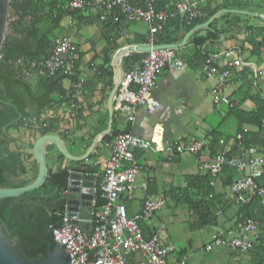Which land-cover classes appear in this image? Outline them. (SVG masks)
Listing matches in <instances>:
<instances>
[{
    "label": "crops",
    "instance_id": "1",
    "mask_svg": "<svg viewBox=\"0 0 264 264\" xmlns=\"http://www.w3.org/2000/svg\"><path fill=\"white\" fill-rule=\"evenodd\" d=\"M58 1L62 4L67 2V0ZM181 1L196 6L202 13L199 19H205L204 22L214 16L213 19L207 28L194 31L182 47L176 48L182 60L179 69L161 70L157 74L152 96L157 101L158 107L152 112L138 108L132 125L125 115L113 107V125L118 133L132 132L146 140L154 139V145L158 146L157 149L147 152H135L136 161L142 169L136 176L137 187L133 197L130 200H124L128 214L139 213L146 196L155 197L162 193L166 199L165 206L168 200L187 205L192 213L191 228L197 230L198 236L200 234L205 236V246L214 234L226 231L237 232L238 208L232 203L230 183L227 182L226 175L221 173L215 182L210 180L213 182L212 196L216 205L213 210L216 215L215 221L201 226L204 211L194 204L201 197L197 193V188L188 187L187 178L208 173L204 164L214 159L217 152L223 150L234 154L233 139L238 132H241L246 140L264 154V47L261 46L254 51V47L246 41L254 29L264 28V0H159L158 5L164 7L156 8L158 10L172 8L174 3ZM214 20L216 21L214 28L218 34L216 38L208 39L201 46L202 55L220 54V64L224 67L236 58H240L243 62L242 65L228 68L229 78L222 92L228 100L227 103L213 100L210 92L216 83L215 77L203 76L200 68L202 61L198 62L189 57L193 49L191 38L194 35H205ZM186 34L184 25H179L178 30L171 34L175 38L172 43L181 42ZM6 35L14 36L15 34L9 28ZM147 35L148 25L143 21H122L119 25H114L109 21H100L91 10L64 12L54 30V40L67 37L77 46L76 55L72 58L71 72L69 76H64L61 80L67 101L44 109L36 115L44 119L45 128L24 125L8 131L9 137L18 142L10 139L8 147L12 152L21 153L26 168L23 179L36 177L37 164L31 149L37 138L42 135V131L50 127L54 131L46 134L57 135L62 141H68L79 151L87 150L107 116V98L115 80V69L111 58L117 51L129 45L146 44ZM256 40L259 41V38ZM137 52L124 54L119 61L121 66L123 67L125 55L134 59L139 58ZM21 62L20 59L15 65ZM109 65L113 67V76L99 71V68L107 69ZM24 74L34 87L41 76L31 71L29 67ZM53 97L60 99L56 93ZM72 103L74 108L71 107ZM262 112L263 116L259 124L249 121L238 122L239 113L250 116L254 120L255 115ZM203 135L205 137H202ZM191 138L202 139L204 142L198 154L170 153L169 148ZM111 142L112 140L101 141L82 161L65 158L59 153L57 147L52 148L51 154L45 157L46 177L63 169L68 172L67 183L72 172L91 175L92 178H82L81 181L93 182L96 189L102 178L105 161L110 154ZM66 148L73 156L82 155L74 153L67 146ZM87 167L94 168L93 172L74 171L75 169L84 170ZM231 175L232 182L237 173L232 172ZM143 181L147 182L145 190L140 185ZM261 181L264 182V179ZM66 187L67 184L62 191ZM137 189L141 191L139 196L134 195ZM60 199L62 202L63 199ZM156 213L150 219L140 223L145 233L157 228L153 224V216H157ZM168 239L171 241L169 236ZM185 253H192V264H246L247 262V258L232 256L227 249L207 256L196 255V251L187 252L185 249H180L172 253L170 259L174 261L178 255Z\"/></svg>",
    "mask_w": 264,
    "mask_h": 264
},
{
    "label": "built area",
    "instance_id": "2",
    "mask_svg": "<svg viewBox=\"0 0 264 264\" xmlns=\"http://www.w3.org/2000/svg\"><path fill=\"white\" fill-rule=\"evenodd\" d=\"M155 2L156 0H67L62 10L68 13L91 10L100 21H109L114 25H119L122 21H143L148 25L145 45L150 46L161 44L156 41V32L164 19L178 17L189 24L202 16L201 11L191 3L181 1L174 3L172 8L158 10ZM76 52L77 46L70 38L60 37L55 39L47 57L32 60L28 65L31 71L41 76L50 77L57 72L68 76ZM137 53V62L125 71L113 98V107L125 115L131 125L138 108L152 112L158 107L152 96L157 74L161 70H177L182 65L175 48H156ZM220 57V54H204L200 68L203 76L216 79L210 92L213 100L227 103L228 100L222 92L229 78L228 68L242 65L243 62L236 58L224 67L220 64ZM71 107L74 108L73 103ZM72 115L74 116V111ZM25 125L32 128L46 127L44 119L36 116L27 118ZM233 140L234 154L219 151L214 159L205 162L204 167L212 177H216L223 166L233 168L237 173L229 187L233 201L244 205L250 198L257 196L264 205V184L259 182L264 176V154L246 140L241 132H238ZM154 143V139L146 140L132 132L118 133L112 139L110 154L97 185V198L94 189L88 230L81 228L77 219L65 213L62 214L57 227L50 226L54 240L62 244L66 242L63 249L68 253V264H173L174 261L175 264H192V253L177 254L176 260L170 259V255L177 252V249L168 239L163 225L149 233H145L140 226L141 222L150 219L154 213L164 208V194L146 196L141 211L134 215L128 214L124 202L133 197L137 187L136 176L142 169L136 161L135 152L157 149L158 146ZM203 145L202 139L191 138L178 142L169 148V151L171 154L196 155ZM210 184L213 185V182ZM140 185L144 190L147 188L146 181ZM239 228L237 235H212L204 250L226 247L235 251H246L251 246L250 235L256 232L258 224L244 218Z\"/></svg>",
    "mask_w": 264,
    "mask_h": 264
},
{
    "label": "trees",
    "instance_id": "3",
    "mask_svg": "<svg viewBox=\"0 0 264 264\" xmlns=\"http://www.w3.org/2000/svg\"><path fill=\"white\" fill-rule=\"evenodd\" d=\"M158 1L155 2L156 7H164L158 5ZM62 6L63 4L58 0H10L9 2L8 23L15 35H5L0 49V99L7 102L0 103V186L21 187L35 178L22 179V176L26 174V168L21 153L9 150L8 131L24 126L25 120L30 116L39 115L44 109L67 101L65 91L61 86V80L66 75H63L62 72H57L50 77L40 76L35 87L31 85L24 74L28 71L30 61L48 56L55 41L54 30L64 14ZM204 21L205 19H196L187 24L185 20L178 17L166 18L160 22V29L156 32V41L161 44L172 43L175 38L171 34L178 30L179 25H184L188 32L195 25ZM215 22V20L212 21L205 35H194L191 38L193 45V49L189 53L191 59H196L198 62L203 60L201 46L208 39L216 38L218 34L214 28ZM258 38L259 41L256 40ZM246 41L254 47V51H257L261 46L264 47V28L254 29ZM20 59L22 62L15 65ZM135 60L137 61L138 58L134 59L125 55L123 57L124 70L131 69L136 63ZM112 70L113 67L110 65L107 69L99 68L100 72L108 76H113ZM54 93L59 95L60 99L54 98ZM263 112L255 115L256 119L254 120L250 116L239 113L238 122L249 121L259 124ZM18 113L21 114V118L14 123ZM105 127L106 121L102 129ZM52 131L54 130L50 127L42 131L41 134ZM117 134L113 125L111 132L102 139V142H110ZM93 169L87 167L84 170L75 169L74 171L93 172ZM232 172L236 173L233 168L223 166L216 177L210 176L208 171L203 176L187 178L188 187L197 188V193L201 197L198 202L194 203L204 211L203 217H201L203 219L201 226L214 222L216 218L213 213L216 206L212 196L214 189L213 185H210V180L215 182L217 176L222 173L226 175L230 187L234 181L231 182ZM67 178L68 172L63 169L56 174H48L37 189L19 197L0 200V224L3 225L10 238L16 239L15 248L20 250L25 258L40 261L55 248L56 242L50 226L57 227L60 224L63 209H59L61 203L59 193L65 188ZM262 179L264 176L259 179V182L264 184ZM38 189H42L43 192L39 194ZM48 190L50 193H47ZM95 195L97 198L98 186ZM232 203L238 208L236 213L237 232L226 231L221 234L224 236L229 233L237 235L240 229L239 224L243 222L244 218L255 221L258 224V229L250 235L251 246L246 251H235L226 247L217 248H226L232 256H241L243 257L241 259L247 258L246 264H264V205L261 203L260 197L254 196L244 205L236 204L232 198ZM97 204L96 202V206ZM200 210L198 209L199 213Z\"/></svg>",
    "mask_w": 264,
    "mask_h": 264
},
{
    "label": "water",
    "instance_id": "4",
    "mask_svg": "<svg viewBox=\"0 0 264 264\" xmlns=\"http://www.w3.org/2000/svg\"><path fill=\"white\" fill-rule=\"evenodd\" d=\"M9 2L10 0H0V49L5 37V30L7 19L9 16ZM214 17V16H213ZM207 20L201 24L195 25L184 38L179 43H164L158 45H129L119 51L111 58L112 66L115 69V80L114 85L112 86L108 98H107V116L105 121L107 122L106 128L103 130L102 127L99 133L93 138L92 142L88 146L87 150L79 151L68 141H62L55 134H43L34 142L32 146V155L37 164V174L33 181L30 183L21 186V187H3L0 186V200L5 198L19 197L22 194L30 192L34 189L39 188L45 180L47 175L46 173V164L45 157L51 154V149L57 147L59 153L65 158L74 161L85 160L95 149V147L102 141V139L108 135L113 127V98L120 87V82L125 74L124 68L120 64L121 57L129 52L140 51L145 52L150 49L156 48H179L187 41L188 37L196 30L201 28H207L210 21L213 19ZM0 103H7L0 99ZM21 118V114L18 113L17 118L14 120V123L18 122ZM104 121V122H105ZM11 139V138H10ZM13 140V139H11ZM15 141V140H13ZM17 142V141H15ZM18 143V142H17ZM54 146H51V145ZM66 146L76 154H82L79 156L71 155ZM76 174V173H73ZM78 174V173H77ZM81 175V174H80ZM72 174L69 176L67 187L64 191L59 193V197L63 199L59 209H63L65 214L78 220V223L81 228L88 230L90 226L91 211H92V199L94 193V183L91 181H81L82 179L72 178ZM83 185V186H82ZM37 192L41 194L42 189H38ZM50 191L48 190L47 193ZM55 241V240H54ZM56 242V241H55ZM16 239L10 238L6 233L2 224H0V264H68L67 255L63 249L62 243L56 242L55 248L47 254L46 258L37 261L35 259H27L23 256L20 250L15 248Z\"/></svg>",
    "mask_w": 264,
    "mask_h": 264
},
{
    "label": "rangeland",
    "instance_id": "5",
    "mask_svg": "<svg viewBox=\"0 0 264 264\" xmlns=\"http://www.w3.org/2000/svg\"><path fill=\"white\" fill-rule=\"evenodd\" d=\"M8 22L9 17L7 19L5 35L9 31ZM140 192L141 191L137 189L134 195L139 196ZM156 214L157 216H153V224L157 227L164 225L169 238L177 250L185 249L187 252L196 251V255L200 254L202 256H207L209 254H218L222 249H226L215 248L211 252L204 250V243L206 241L204 238L205 236L201 234L198 236L197 230L191 228L192 213L186 204L175 200H168L167 205Z\"/></svg>",
    "mask_w": 264,
    "mask_h": 264
},
{
    "label": "bare ground",
    "instance_id": "6",
    "mask_svg": "<svg viewBox=\"0 0 264 264\" xmlns=\"http://www.w3.org/2000/svg\"><path fill=\"white\" fill-rule=\"evenodd\" d=\"M72 178H75V180H77V179H82V178H92V176L90 175H80V174H73V172H72Z\"/></svg>",
    "mask_w": 264,
    "mask_h": 264
}]
</instances>
